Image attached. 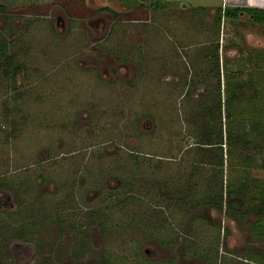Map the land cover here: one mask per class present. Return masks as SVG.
Returning <instances> with one entry per match:
<instances>
[{"label":"rangeland","instance_id":"1","mask_svg":"<svg viewBox=\"0 0 264 264\" xmlns=\"http://www.w3.org/2000/svg\"><path fill=\"white\" fill-rule=\"evenodd\" d=\"M1 5L0 37L13 63L0 73V181L9 185L0 188V264H264L255 213L235 220L197 210L203 226L182 231L179 219L154 211L142 180H125L130 153L166 157L163 175L181 157L183 127L161 122L182 96L184 75L211 68L196 52L219 40L222 66L235 70L247 56L237 46L264 50L259 28L228 19L214 28L222 0H161L158 10L122 0ZM206 5L210 12L196 9ZM19 228L30 239L11 244ZM186 234L215 242L210 263L194 255L203 244L183 243Z\"/></svg>","mask_w":264,"mask_h":264},{"label":"trees","instance_id":"2","mask_svg":"<svg viewBox=\"0 0 264 264\" xmlns=\"http://www.w3.org/2000/svg\"><path fill=\"white\" fill-rule=\"evenodd\" d=\"M122 1L128 7L161 8V0ZM4 9L1 5L0 10ZM196 9L212 10L208 7ZM215 12L214 28L217 30L223 24L222 20L228 19L237 26L257 27L264 34V8L218 7ZM237 49L239 54L247 52V56L241 55L234 60L239 63L235 70L222 66L219 40L213 47L206 45L205 49L196 52L195 56L203 55L200 59L204 58L211 68L184 75L182 96L169 106L176 105L169 108V115H165L168 122H161L163 129L169 123L176 122L183 127L181 157L171 164L174 168L170 174L161 173L166 157L157 156L160 158L157 159L151 155L130 153L127 159L132 162L133 171L125 180H142L151 201L154 199L159 203L152 202L154 211L164 215V218L168 216L169 220L179 219L176 227L181 230H200L203 222L193 215L197 210H206L209 215L229 214L235 220H243L253 212L258 219L250 226L252 233L264 238V178L258 175V172L264 171V72H261L264 50L244 45L237 46ZM245 62L251 63L252 68H245ZM12 63L13 58L8 56V45L0 37V73L4 67L10 68ZM172 86L173 90H179L177 84ZM133 187L130 183L131 190L123 191L126 198L133 195ZM0 188L9 189V185L0 181ZM169 189L173 190L172 193L168 192L167 195L163 192ZM210 227L213 229V226ZM216 227L218 232H222L220 224ZM206 231L210 233L209 228ZM9 239L12 244L29 240L30 237L26 229L22 232L19 228ZM182 241H192L198 246L203 244L205 250L194 252V255L206 262L212 261L215 242L210 245L202 237L192 234H186ZM216 250L219 251L218 248ZM250 257L253 259V256Z\"/></svg>","mask_w":264,"mask_h":264},{"label":"crops","instance_id":"3","mask_svg":"<svg viewBox=\"0 0 264 264\" xmlns=\"http://www.w3.org/2000/svg\"><path fill=\"white\" fill-rule=\"evenodd\" d=\"M224 3H225V0H222V7L224 8ZM235 4H237V3H235ZM204 6V5H203ZM211 5H206L205 7H210ZM228 6V5H227ZM226 6V7H227ZM214 7V6H213ZM228 7H230V6H228ZM231 7H254V8H264L263 6H249V5H239V6H237V5H234V6H232L231 5Z\"/></svg>","mask_w":264,"mask_h":264},{"label":"flooded vegetation","instance_id":"4","mask_svg":"<svg viewBox=\"0 0 264 264\" xmlns=\"http://www.w3.org/2000/svg\"><path fill=\"white\" fill-rule=\"evenodd\" d=\"M4 189V188H3Z\"/></svg>","mask_w":264,"mask_h":264}]
</instances>
